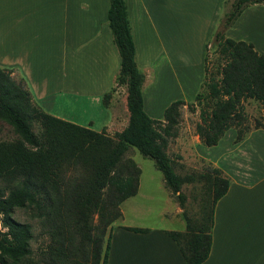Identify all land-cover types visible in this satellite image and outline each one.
Instances as JSON below:
<instances>
[{"label":"crops","instance_id":"0c3cea01","mask_svg":"<svg viewBox=\"0 0 264 264\" xmlns=\"http://www.w3.org/2000/svg\"><path fill=\"white\" fill-rule=\"evenodd\" d=\"M126 3L136 62L144 75V108L164 122L173 103L195 102L205 81L207 47L235 0ZM109 5L110 0H0V67L23 79L47 113L97 132L121 133L130 120L128 93L112 92L108 106L103 101L115 90L121 66ZM224 33L264 55V5L247 7ZM225 136L217 146L196 152L230 182L214 207L211 252L202 264H264V128L252 129L232 146L224 144ZM172 231L115 224L107 264H186L168 234Z\"/></svg>","mask_w":264,"mask_h":264},{"label":"trees","instance_id":"16d2710c","mask_svg":"<svg viewBox=\"0 0 264 264\" xmlns=\"http://www.w3.org/2000/svg\"><path fill=\"white\" fill-rule=\"evenodd\" d=\"M251 5H264V0H235L225 16L214 38L224 62L210 79L205 58L203 86L213 104L201 110L196 134L206 147L217 146L233 128L238 131L236 142L245 138L251 131L243 127L247 101L259 103L264 111V55L251 43L229 39L224 33ZM108 23L121 58L116 84L127 85L130 112L128 126L114 138L105 129L97 132L47 113L23 79L16 80L11 70L0 67V122L18 136L15 142L0 144V182L6 184L0 188V264H107L112 225L122 217L121 205L137 191L136 185L132 192L121 193L125 182L120 164L130 148L155 162L175 194L180 190L183 180L166 149L170 129L178 124L175 112L185 102L177 101L165 111L166 124L146 113L144 75L136 62L126 0H110ZM112 92L103 99L106 106ZM201 99L199 93L196 101ZM35 124L39 135L33 130ZM259 128H264V116L253 129ZM78 169L83 170V179H68V173ZM217 179L210 213L197 225L188 221L185 232L168 233L180 246L186 264H202L210 256L214 207L230 184L228 179ZM16 208L30 210L41 222L48 242L39 261L32 258V226L12 217Z\"/></svg>","mask_w":264,"mask_h":264},{"label":"rangeland","instance_id":"374dc122","mask_svg":"<svg viewBox=\"0 0 264 264\" xmlns=\"http://www.w3.org/2000/svg\"><path fill=\"white\" fill-rule=\"evenodd\" d=\"M206 56L207 74L210 79L211 74H216L218 64L224 62L217 51L215 39L209 43ZM16 79L20 78L17 76ZM117 91H120L123 97V94L128 93V87L127 85H116L114 92ZM200 93L202 94L200 101L195 100L193 103H185L178 107L175 112L178 124L171 127V136L168 138L166 154L171 160L176 174L183 180L178 194H175L167 186L163 174L156 168L152 159L146 158L138 150L130 148L120 164L125 182L121 193L132 192L136 185L137 191L133 197L128 198L121 205L122 217L112 227L115 224H132L149 228L166 227L185 232L188 221L197 225L205 218V214L210 213L216 195L214 182H218V177L228 178L223 171L215 168L201 155L196 154L201 146L207 150L201 140L198 141L196 134L201 110L209 108L213 104V101L208 97L206 86H203ZM245 109L247 119L243 127L252 130L255 122L262 120L264 111L259 103L252 100L245 103ZM92 110L96 116H99L95 108ZM74 114L80 115L78 108ZM164 123L166 124L165 121ZM33 130L37 135L40 134L38 124L33 126ZM105 132L111 138H114L118 133L109 128H106ZM237 132L236 128L231 129L225 136L224 144L234 145ZM17 140L18 136L14 134L13 129L5 122H0V144L12 143ZM215 170H220V174L217 175ZM83 177L84 172L80 169L68 173L70 180H79L80 182ZM5 185L0 182V188ZM12 217L18 222L32 226L34 235L31 243L32 258L39 261L48 242L40 220L34 218L30 210L19 208L14 210ZM1 229L3 228L0 226Z\"/></svg>","mask_w":264,"mask_h":264}]
</instances>
